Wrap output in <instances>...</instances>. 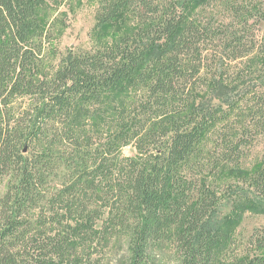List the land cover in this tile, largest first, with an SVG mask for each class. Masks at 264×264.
Here are the masks:
<instances>
[{
  "label": "trees",
  "instance_id": "1",
  "mask_svg": "<svg viewBox=\"0 0 264 264\" xmlns=\"http://www.w3.org/2000/svg\"><path fill=\"white\" fill-rule=\"evenodd\" d=\"M41 1L0 0V264H101L114 238L130 264L168 240L176 264H264V227L219 221L229 186L264 196V155L245 161L264 141V0H220L228 22L199 13L219 0H100L91 45L56 66ZM132 85L136 107L108 104Z\"/></svg>",
  "mask_w": 264,
  "mask_h": 264
},
{
  "label": "rangeland",
  "instance_id": "2",
  "mask_svg": "<svg viewBox=\"0 0 264 264\" xmlns=\"http://www.w3.org/2000/svg\"><path fill=\"white\" fill-rule=\"evenodd\" d=\"M232 1V0H231ZM242 1V0H241ZM219 1L211 7L199 10L204 19L210 22H228L230 11ZM100 0H42L38 15L46 28L49 42L46 45L47 59L50 65L56 66L70 47H89L94 37L96 12ZM113 26V27H112ZM108 27V40L118 38L133 30L135 22L130 18H123L115 26ZM115 36V37H113ZM146 89L142 86L122 87L108 99V104L116 106L122 104L136 107L145 98ZM137 153L135 144L122 148L124 156H134ZM264 155V141L253 147L245 161L250 168L257 159ZM244 170V169H241ZM235 174V173H234ZM218 177V176H217ZM220 178V177H218ZM232 177H229L231 179ZM6 179L0 178V195L6 190ZM231 185L226 193V200L219 207V221L232 222L229 227L234 228L237 235L248 236L254 228L264 227V196L246 189L245 193L239 190L243 186ZM247 191L250 193L248 194ZM232 192H236L232 194ZM225 194V193H223ZM155 264H176L178 259L175 242L168 240L160 243L155 251ZM95 262L101 264H130L126 241L123 238L112 239L106 247L94 254Z\"/></svg>",
  "mask_w": 264,
  "mask_h": 264
}]
</instances>
